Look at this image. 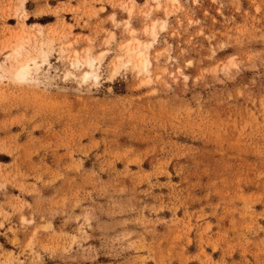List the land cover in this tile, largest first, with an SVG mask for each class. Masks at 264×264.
Wrapping results in <instances>:
<instances>
[{"label": "rangeland", "instance_id": "1", "mask_svg": "<svg viewBox=\"0 0 264 264\" xmlns=\"http://www.w3.org/2000/svg\"><path fill=\"white\" fill-rule=\"evenodd\" d=\"M0 264H264V0H0Z\"/></svg>", "mask_w": 264, "mask_h": 264}, {"label": "bare ground", "instance_id": "2", "mask_svg": "<svg viewBox=\"0 0 264 264\" xmlns=\"http://www.w3.org/2000/svg\"><path fill=\"white\" fill-rule=\"evenodd\" d=\"M23 48V44H19L15 47V53L17 54L16 56H21L22 53H21V49ZM13 49V48H12ZM13 53V52H12ZM14 53V54H15ZM13 54V55H14ZM140 57H141V60H140V63H139V67H142L143 69H148L149 65H150V60L149 58L144 55L143 52H140L139 53ZM33 61H35V59H33ZM89 62L91 64L94 63L93 60H89ZM31 64L29 61L25 62V63H21L19 65L16 66V68H14V75L17 77V78H20V79H23V78H26L28 76V74L31 72Z\"/></svg>", "mask_w": 264, "mask_h": 264}]
</instances>
